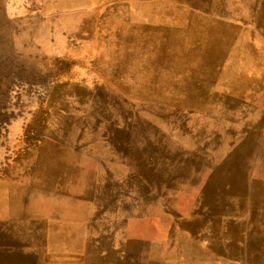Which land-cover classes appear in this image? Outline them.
Listing matches in <instances>:
<instances>
[{
    "label": "rangeland",
    "instance_id": "rangeland-1",
    "mask_svg": "<svg viewBox=\"0 0 264 264\" xmlns=\"http://www.w3.org/2000/svg\"><path fill=\"white\" fill-rule=\"evenodd\" d=\"M141 1L153 7L0 0V257L13 248V264H264L250 196L262 131L201 109L232 98L205 78L236 42L261 49L252 20L239 1ZM244 72L264 85V67ZM238 176L237 209L210 207Z\"/></svg>",
    "mask_w": 264,
    "mask_h": 264
},
{
    "label": "bare ground",
    "instance_id": "bare-ground-1",
    "mask_svg": "<svg viewBox=\"0 0 264 264\" xmlns=\"http://www.w3.org/2000/svg\"><path fill=\"white\" fill-rule=\"evenodd\" d=\"M236 1L238 0H231L230 8H229L230 11L236 10V6H235ZM243 1L242 2L246 5L252 23L257 22L259 27H261L264 31V17L262 16L258 17V13L261 15L264 14V0H262V2L257 5H255L256 1L258 3L259 0H243ZM222 2L224 4V8H223L224 11L226 0H221V3ZM135 4L139 8L147 6L149 10L153 7V4L141 0H138V2H136ZM106 14L104 16L105 22L108 21L110 17L109 15ZM91 26H93V23ZM91 26L87 25L86 27H91ZM199 35L203 39L201 34ZM259 36L262 38L263 34L260 33ZM206 39L210 40L211 37L210 38L207 37ZM215 54L217 55L215 58L214 56H210V58L214 59V63H216V58H220L219 52L217 50L211 51L210 55H215ZM228 55H229L228 62H223L224 67L221 69V71H217L214 74L208 73V76L205 78L206 80L205 88L209 87L212 78L217 79V81L220 80L223 86H227L231 90L233 94L232 98H226L225 101L222 102L218 100L219 99L218 97H213V99L210 101V104L207 103V105L201 107V109L204 108L207 109V114H215L217 116L222 115L225 119L227 118L228 121L230 120L227 124L228 126L227 130L232 129L235 131V133L238 123L240 122V119H244L245 125H251L254 119L256 118V123L254 128L261 129L262 137L264 140V85L260 83H256L260 81V79H255V78H251L250 80L244 79V77H247L249 75L248 73L244 72L246 65H250L253 72H257L262 67H264V44H262L261 49H259L239 41L236 42V44L232 47ZM167 57L170 58L169 55ZM150 58H155V55L151 54ZM250 61H252L253 63H251ZM182 66H184V64H182ZM99 88L102 95L107 96L110 94L109 90L104 89L101 86H99ZM102 95H98V96H102ZM96 104L97 105L100 104L103 108H108L107 103H102L96 100ZM196 104L199 106L201 102H197ZM118 106L121 107V109L126 108V105H124L123 103L119 104ZM166 112H169V110L166 108H161L156 110V114H162ZM199 118L200 117H198V121ZM222 144L227 146L230 145L228 141L222 142ZM237 147L238 146H233L231 148V151L232 154H235V156L239 158V156L244 155L243 152H245V150L243 148L238 149ZM263 149H264V144H263ZM219 153L222 155L228 153V147L226 150L223 149ZM262 179L264 181V165L262 169ZM241 180L242 177L238 176V178L234 183L233 189H230V192L233 195V197L232 198L230 197L228 202L220 201V204L213 203L212 205H210V207L215 209L220 208V210H222L223 212L232 213L233 204L235 203V209H237L236 202L239 201L241 189H235V188L239 186ZM250 196L256 202H260L258 205H256V209L253 211V215L258 223L262 222L264 219V208L262 205L264 203V183L262 188H260L259 185L257 189H250ZM13 252H14L13 248L8 249L4 253V256L0 257V264H13L12 261ZM22 257H23L22 263H25L27 261L29 262L25 264L31 263L30 262V260H32L31 256L24 257L22 253Z\"/></svg>",
    "mask_w": 264,
    "mask_h": 264
},
{
    "label": "crops",
    "instance_id": "crops-1",
    "mask_svg": "<svg viewBox=\"0 0 264 264\" xmlns=\"http://www.w3.org/2000/svg\"><path fill=\"white\" fill-rule=\"evenodd\" d=\"M238 1L240 3H242V5L244 4L243 0H238ZM261 2H262V0H259L258 3L256 1L255 5L260 4ZM243 8L246 10V14H245L246 17L245 18L250 17V15L248 14V10H247L245 4L243 5ZM260 16L264 17V14L261 15V14L258 13V17H260ZM243 27H244L245 30H248V34L250 36L249 38H251V37L253 38L254 41L253 42L251 41L252 43H257V44H259L260 47L262 46V44H264V31H263V29L261 27H259L257 22L252 23V21L248 20L247 22H245V25H243L242 28ZM260 33L263 34V36H262L263 39L259 36ZM250 62L253 63L252 61H250ZM253 203L254 204L256 203L255 205H258L260 202H256L255 200H253ZM262 205H263V208H264V203ZM253 219H254V217H253ZM8 221L9 220H5V221L0 220V231H2L3 233H6V232H5V230H2V228L5 226V222H8ZM262 227H263V231L262 232H263V236H264V219L262 221ZM263 241H264V238H263Z\"/></svg>",
    "mask_w": 264,
    "mask_h": 264
}]
</instances>
